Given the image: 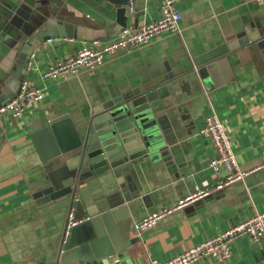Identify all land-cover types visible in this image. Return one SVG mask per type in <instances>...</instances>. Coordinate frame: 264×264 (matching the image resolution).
I'll return each instance as SVG.
<instances>
[{
  "label": "crops",
  "instance_id": "0c3cea01",
  "mask_svg": "<svg viewBox=\"0 0 264 264\" xmlns=\"http://www.w3.org/2000/svg\"><path fill=\"white\" fill-rule=\"evenodd\" d=\"M160 4L161 0H130L126 29L158 20ZM115 9L106 0H0L1 100H10L20 84L8 75L15 51L48 20L46 15L63 17L87 34L86 41L64 39L42 27L41 43L31 51L23 81H31L44 97L26 104L17 125L0 120V264H63L69 208L41 215L35 206L33 194L55 167L40 161L30 134L65 114L77 124L98 104L127 97L151 81L158 84L153 90L159 106L150 122L157 154L140 159L119 179H88L75 193L76 217L90 219L110 210L119 189L127 188L131 237L138 239L116 256L66 264L163 262L264 210V61L255 58L253 45L248 47L264 41V0H181L176 4L181 14L178 32H166L143 46L117 49L98 68L65 80L44 77L54 60L73 55L93 40L116 38L124 28L116 23ZM222 44L234 48L206 70L194 65L195 58ZM213 114L223 124L239 170L249 174L136 232L134 224L144 216L184 201L194 187L213 189L227 176L224 171L213 174L208 167L214 149L197 133ZM263 262L264 239L252 244L242 236L233 243L227 261L202 259L194 264Z\"/></svg>",
  "mask_w": 264,
  "mask_h": 264
},
{
  "label": "water",
  "instance_id": "95a60500",
  "mask_svg": "<svg viewBox=\"0 0 264 264\" xmlns=\"http://www.w3.org/2000/svg\"><path fill=\"white\" fill-rule=\"evenodd\" d=\"M106 1L116 6V23L125 29L130 0ZM45 18L48 20L26 36L14 53V65L8 75L20 84L31 51L41 43L38 32L42 27L64 39H87L86 30L80 25L66 22L57 15L52 18L46 15ZM252 45L255 58L264 61V41L252 43L248 47ZM231 49L226 44L219 45L195 58L194 65L206 70ZM157 87L156 81H151L127 97L121 96L98 104L92 108L89 116L77 124L69 114H65L63 118L50 121L30 134L40 161L52 163L55 167L47 173V179L39 191L33 194L34 204L40 209L41 215L68 208L77 187L86 180L104 177L119 179L124 171L135 166L140 159L147 160L157 154L153 124L150 123L159 106V100L155 99ZM8 101L0 99V105ZM165 153L160 152V155ZM130 200L128 189H119L110 210L72 228L67 242L62 246L61 262H91L113 257L133 245L138 238L131 237L132 220L125 204ZM72 254L81 255L78 259H72Z\"/></svg>",
  "mask_w": 264,
  "mask_h": 264
},
{
  "label": "built area",
  "instance_id": "2783aa9c",
  "mask_svg": "<svg viewBox=\"0 0 264 264\" xmlns=\"http://www.w3.org/2000/svg\"><path fill=\"white\" fill-rule=\"evenodd\" d=\"M181 0H161L160 18L156 21L143 24L135 30L123 29L116 38L107 41L93 40L85 47L77 50L73 55L54 60L44 73V77L53 80H65L74 76L81 70H94L103 64L106 55L117 49H130L143 46L156 38H160L166 32H178V22L181 19L176 4ZM54 42L48 39L47 43ZM44 97L43 92L31 81L24 80L20 91L15 98L4 105H0V120L8 121L17 125L22 119L24 106L28 103H39ZM20 125V124H19ZM198 136L208 138L214 149V156L210 158L208 167L213 174L227 172L224 180L218 182L213 189H199L194 187L192 194L184 201L178 202L173 207L163 208L144 216L134 224L136 232H143L152 228L156 223L178 211L187 203L209 196L214 190H221L224 186L243 180L248 171H241L237 166L236 156L231 147V142L224 130L221 121L213 114L205 119L203 126L198 130ZM78 203L76 194L72 197L71 205L68 207L65 228L63 231V244L67 242L72 228L86 221L85 218L78 219L75 215V205ZM246 236L252 244H257L264 239V210L238 223L220 234L205 239L198 244L182 250L172 258L160 262L149 260L147 264H194L202 259L213 261H227L231 257V247L239 237Z\"/></svg>",
  "mask_w": 264,
  "mask_h": 264
},
{
  "label": "rangeland",
  "instance_id": "374dc122",
  "mask_svg": "<svg viewBox=\"0 0 264 264\" xmlns=\"http://www.w3.org/2000/svg\"><path fill=\"white\" fill-rule=\"evenodd\" d=\"M20 85V84H19ZM19 91H20V86L18 87V89H17V91L15 92V94L11 97V99H13V98H15L16 97V95L19 93ZM6 94L4 93V94H2V97H4ZM10 99V100H11ZM26 106V105H25ZM25 106H24V110H25Z\"/></svg>",
  "mask_w": 264,
  "mask_h": 264
}]
</instances>
